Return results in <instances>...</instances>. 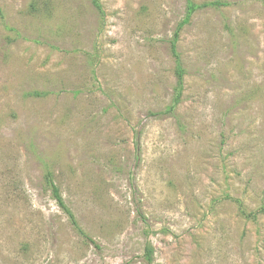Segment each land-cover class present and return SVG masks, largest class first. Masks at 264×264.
<instances>
[{
	"label": "rangeland",
	"instance_id": "obj_1",
	"mask_svg": "<svg viewBox=\"0 0 264 264\" xmlns=\"http://www.w3.org/2000/svg\"><path fill=\"white\" fill-rule=\"evenodd\" d=\"M193 1L171 111L188 0H0V264H264V0Z\"/></svg>",
	"mask_w": 264,
	"mask_h": 264
},
{
	"label": "trees",
	"instance_id": "obj_2",
	"mask_svg": "<svg viewBox=\"0 0 264 264\" xmlns=\"http://www.w3.org/2000/svg\"><path fill=\"white\" fill-rule=\"evenodd\" d=\"M220 3L218 1H212V2H206L202 4H198L194 2L193 0H188V6H187V14L185 18L180 22L178 25L174 36L169 40L170 49L172 52V55L174 56L176 60V74H177V86H176V94L173 99V104L170 107L171 111H174V109L180 104L181 102V96L184 88V75H185V69L182 66V60L180 53L178 51V41L180 37V32L182 28L190 22L191 17L194 12H196L198 9L207 7V6H219ZM48 179L51 186L52 196L56 200L57 204L61 207V209L67 214L68 218L70 219L71 223L74 225V227L77 229L79 234L84 237L87 241L92 242L93 244H96L94 239L79 225L75 214L73 213L72 209L68 206L66 203L61 190L59 186L54 182V179L51 175V173H48ZM98 246V245H97Z\"/></svg>",
	"mask_w": 264,
	"mask_h": 264
}]
</instances>
